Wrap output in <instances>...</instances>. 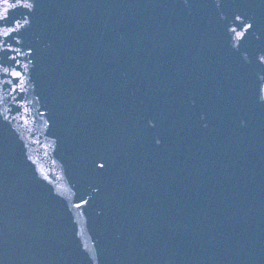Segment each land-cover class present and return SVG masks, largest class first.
Returning a JSON list of instances; mask_svg holds the SVG:
<instances>
[{"label":"water","instance_id":"water-1","mask_svg":"<svg viewBox=\"0 0 264 264\" xmlns=\"http://www.w3.org/2000/svg\"><path fill=\"white\" fill-rule=\"evenodd\" d=\"M0 264H264V0H0Z\"/></svg>","mask_w":264,"mask_h":264}]
</instances>
